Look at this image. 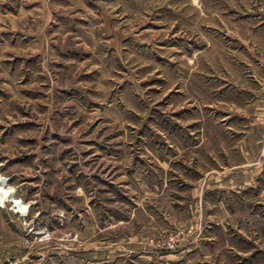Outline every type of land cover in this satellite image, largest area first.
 <instances>
[{
	"label": "rangeland",
	"instance_id": "1",
	"mask_svg": "<svg viewBox=\"0 0 264 264\" xmlns=\"http://www.w3.org/2000/svg\"><path fill=\"white\" fill-rule=\"evenodd\" d=\"M262 93L264 0H0V264H264Z\"/></svg>",
	"mask_w": 264,
	"mask_h": 264
},
{
	"label": "crops",
	"instance_id": "2",
	"mask_svg": "<svg viewBox=\"0 0 264 264\" xmlns=\"http://www.w3.org/2000/svg\"><path fill=\"white\" fill-rule=\"evenodd\" d=\"M264 95V93H262ZM250 111L255 112L258 110H264V98L263 99H255L249 106ZM254 123L249 125L250 130L256 127L257 118L253 119ZM234 126V122H232ZM204 130L202 133V142L209 140L211 136H217L219 134V138H222L223 134L220 130L222 126L217 123L214 124L205 120L203 123ZM206 128V129H205ZM210 131L212 133H210ZM254 133V134H253ZM249 131V136H242L238 138L230 137V143L227 142L228 146H233L235 148V155L228 154L229 163L226 165H217L218 167L213 170H208L209 175L218 176L216 183H218V187H223L222 189L228 190V186L230 184H234L238 187L237 190H240L242 187L252 188L254 191H262L264 192V143L260 144L257 140V135L255 132ZM205 136L207 139H205ZM233 152V151H232ZM207 176V174H206ZM208 181L201 183V188L204 187ZM239 194V191H237ZM257 193V192H256ZM240 195V194H239ZM264 196V194H263Z\"/></svg>",
	"mask_w": 264,
	"mask_h": 264
},
{
	"label": "bare ground",
	"instance_id": "3",
	"mask_svg": "<svg viewBox=\"0 0 264 264\" xmlns=\"http://www.w3.org/2000/svg\"><path fill=\"white\" fill-rule=\"evenodd\" d=\"M13 187L8 184L7 179L0 174V206L5 203V200L11 198L14 207H17L20 212L25 213L29 205L23 202L21 199H17V196L12 195ZM19 198V197H18Z\"/></svg>",
	"mask_w": 264,
	"mask_h": 264
}]
</instances>
